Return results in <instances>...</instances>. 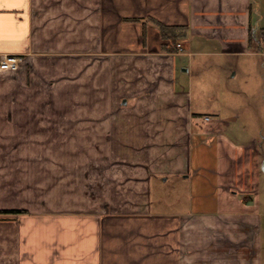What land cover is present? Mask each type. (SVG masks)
I'll use <instances>...</instances> for the list:
<instances>
[{"label":"crops","instance_id":"crops-1","mask_svg":"<svg viewBox=\"0 0 264 264\" xmlns=\"http://www.w3.org/2000/svg\"><path fill=\"white\" fill-rule=\"evenodd\" d=\"M152 18L185 27L181 53L169 51L171 41ZM263 41L264 0H0V57H20L6 77L28 90L27 70L17 71L30 64L32 84L43 81L48 90L61 84L69 91L67 107L78 102L71 98L77 84L57 79L56 66L68 71L81 62L77 72L86 80L81 118L91 131L73 137L51 119L25 129L27 140L38 146L21 152L33 151L38 160L51 155L66 166L83 156L86 145L76 139L108 141L97 164L92 207L0 217V264H261L259 206L251 204L252 195L246 202L232 190L240 188L243 172L241 163L237 173L235 162L247 155L249 164L254 149L228 137L221 119L196 110L193 78L197 60L232 59L230 73L248 76L251 89L256 82L249 70L259 65L256 88L263 91ZM183 57L188 66L182 67ZM205 151L214 153L217 206L195 210L189 202L194 190L206 187L200 175ZM59 170L52 178L58 189L68 180L59 178ZM250 180L255 191L252 175ZM62 193L61 205L75 202L70 189ZM78 200L86 205L88 196ZM193 220L207 223L202 233ZM240 234L247 238L241 247L246 259L206 257L235 255ZM220 235L222 245L214 243Z\"/></svg>","mask_w":264,"mask_h":264},{"label":"rangeland","instance_id":"rangeland-1","mask_svg":"<svg viewBox=\"0 0 264 264\" xmlns=\"http://www.w3.org/2000/svg\"><path fill=\"white\" fill-rule=\"evenodd\" d=\"M178 50L176 47L177 52ZM232 61L234 60L217 57H205L197 60L198 64L194 66L193 99L196 110L200 113L210 114L212 118H219L223 121L221 127L228 137L238 141L239 144L252 145L254 149L253 151L251 150V155H249V164H247V155L235 162L234 167L237 173L241 170V163L243 164L242 176L238 178L241 181H237L238 186L241 184L242 187H234L232 190L238 191V194L242 196L252 195L253 200L256 199L251 204L257 203L261 217L256 233L258 241L257 256L261 264H264V90L261 91L260 88H256V85H259L257 82L260 81L257 76L260 70L259 65L249 70V73L253 74V81L256 82V84L252 85L253 89H251V81H248V76L241 74L232 76L233 72L230 73L229 71ZM238 61L241 65L249 66L250 64L249 60ZM80 64L82 63L73 64L68 71L64 70V67L56 66L55 68L59 75L57 79L70 80L72 84H77V90L72 93L71 98L78 102L73 103L70 107L65 106L64 103L69 91L66 92L61 84L56 85L54 88H49V90L45 87L43 81H41L42 84H32L31 78H29L32 68L30 64L23 66L22 69L17 71L20 74L21 70H27L28 90L20 87L18 79L6 77L8 72L0 70V209L26 211L23 214L2 213L0 217L54 212L60 208H63V211H72L76 208L89 209L92 207V200L97 196L96 187L93 183L101 169V166L98 168L97 164L100 162L102 164L105 157L103 155L107 148V140L100 139L98 141L94 137L90 141L76 139L78 144L84 143L86 145L83 150V156L78 157V160H75L76 163L71 161L66 166L64 164L61 166V163L59 164L51 155L45 156L44 160H38V157L31 156L33 154L31 150V152H21L29 146H38L37 143L32 144L31 141L27 140L28 138L24 135L25 129L38 123L44 125L49 123L48 121L51 119L59 121L60 127L68 128L73 137L82 136L86 134V131H91L90 127H86L88 125L81 118L85 114V108L80 104L85 103L88 97L84 86H82L86 81L85 77L77 72L78 68L82 67ZM97 64L98 62L95 64V61L92 63V65ZM182 64V67L188 66V57L182 59ZM251 64L254 63L252 62ZM262 64L261 67L264 66V61ZM63 71L65 73H62ZM33 78H35L34 75ZM45 82H47V78ZM181 82L184 84L183 80ZM45 94L46 96L43 97ZM40 100L42 103H40ZM115 100L118 101V98H115ZM28 104L29 106H27ZM37 104H39L38 108ZM55 104L57 109L54 108ZM63 117H70L71 121H62ZM91 135L94 134L91 133ZM20 136L24 139H21L22 137ZM208 138L209 136H205V139L209 140ZM11 141H13L12 145ZM210 142L203 141L202 143L208 146L213 143L212 140ZM24 153L29 155H24ZM204 154L202 161H205V165H203L204 168L200 175L205 177L203 182L206 183V187L194 190L193 201L192 203L189 202V204L195 210H211L217 206V202L212 200L216 196L218 188L215 183L216 174L210 171L215 166L214 153L205 151ZM60 166L62 171L59 170ZM58 170L61 172L59 178L66 177L68 179L66 180L67 182H60L61 187L59 189L56 186L57 184L53 185L52 183L53 175L58 174ZM42 175L43 178H41ZM250 175L254 178L252 183L255 191H252L251 188ZM59 178L58 180L63 179ZM69 189L80 200L88 196L86 205H82L84 202L79 203L77 198L73 200L75 201L73 203L61 205L63 202L62 192H65V190L68 192ZM95 205L98 210L103 206L101 205V200H98ZM3 219L0 218V220ZM193 224L207 225V223L199 220H193ZM193 231L196 232L197 230ZM199 231L201 233L204 231L203 226ZM214 234L217 235V233ZM196 237L200 240L202 236L196 235ZM237 238L240 241L235 245L237 248L235 255L229 256L223 252H220V254L212 252L206 257L209 259H246V254L241 251V247L247 243V238H245V234L237 235ZM215 241L214 243L218 245L226 243L223 235L218 236Z\"/></svg>","mask_w":264,"mask_h":264},{"label":"trees","instance_id":"trees-1","mask_svg":"<svg viewBox=\"0 0 264 264\" xmlns=\"http://www.w3.org/2000/svg\"><path fill=\"white\" fill-rule=\"evenodd\" d=\"M129 20H136V19H129ZM150 21L158 27L162 38L169 39L171 41V46L169 47L170 52L176 51L177 43L181 39L185 37L186 29L183 26H169L166 25L156 19H150ZM167 48V47H166ZM246 202L249 201L251 198L249 195L243 197ZM2 213H9V214H23L26 213L25 210H17V209H10V210H1L0 214Z\"/></svg>","mask_w":264,"mask_h":264},{"label":"built area","instance_id":"built-area-1","mask_svg":"<svg viewBox=\"0 0 264 264\" xmlns=\"http://www.w3.org/2000/svg\"><path fill=\"white\" fill-rule=\"evenodd\" d=\"M178 52L181 53L183 51V45L181 43L177 44ZM262 52L264 53V41L262 43ZM20 63V57L14 55H5L0 58V70L8 71L15 70L18 68Z\"/></svg>","mask_w":264,"mask_h":264},{"label":"water","instance_id":"water-1","mask_svg":"<svg viewBox=\"0 0 264 264\" xmlns=\"http://www.w3.org/2000/svg\"><path fill=\"white\" fill-rule=\"evenodd\" d=\"M263 168H264V162H263Z\"/></svg>","mask_w":264,"mask_h":264}]
</instances>
